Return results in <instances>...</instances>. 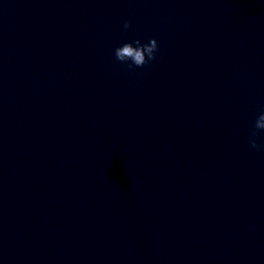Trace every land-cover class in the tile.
<instances>
[{
	"label": "clouds",
	"instance_id": "9594fccd",
	"mask_svg": "<svg viewBox=\"0 0 264 264\" xmlns=\"http://www.w3.org/2000/svg\"><path fill=\"white\" fill-rule=\"evenodd\" d=\"M131 27L130 22L125 21L124 28L128 29ZM135 47L132 43H125L123 46L116 48L115 56L120 62H128V67L131 68L133 65L135 67H143L149 61L154 60L155 53L158 50V43L156 39H151L149 43L141 45L139 40H136ZM259 130H264V112H262L255 121L254 129L250 133V145L254 149H259L260 145L257 144L254 137L259 134Z\"/></svg>",
	"mask_w": 264,
	"mask_h": 264
}]
</instances>
